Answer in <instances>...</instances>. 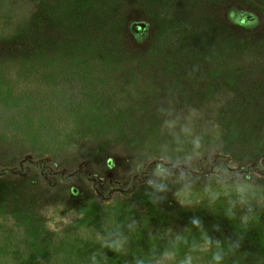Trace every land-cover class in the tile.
Listing matches in <instances>:
<instances>
[{
  "label": "rangeland",
  "instance_id": "374dc122",
  "mask_svg": "<svg viewBox=\"0 0 264 264\" xmlns=\"http://www.w3.org/2000/svg\"><path fill=\"white\" fill-rule=\"evenodd\" d=\"M138 262L264 264V0H0V264Z\"/></svg>",
  "mask_w": 264,
  "mask_h": 264
},
{
  "label": "clouds",
  "instance_id": "9594fccd",
  "mask_svg": "<svg viewBox=\"0 0 264 264\" xmlns=\"http://www.w3.org/2000/svg\"><path fill=\"white\" fill-rule=\"evenodd\" d=\"M213 260L216 261V262H220L222 260V256L220 254H218V253L214 254L213 255ZM138 264H142V262H138Z\"/></svg>",
  "mask_w": 264,
  "mask_h": 264
}]
</instances>
